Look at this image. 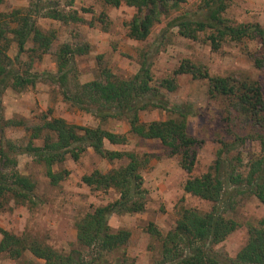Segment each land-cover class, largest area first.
<instances>
[{
  "label": "trees",
  "instance_id": "1",
  "mask_svg": "<svg viewBox=\"0 0 264 264\" xmlns=\"http://www.w3.org/2000/svg\"><path fill=\"white\" fill-rule=\"evenodd\" d=\"M40 3L41 0H29ZM230 0H204L198 12L180 14L166 24L167 30L177 29L185 39L196 40L199 33H209L206 40L213 50L225 41L241 42L245 39L264 40V27L251 24H232L225 17ZM4 0H0L2 5ZM104 4L118 8L122 4L135 10L127 24L128 38L145 42L154 26L172 13L180 10L185 0H103ZM73 0L68 1L71 6ZM45 9L35 7L27 12L19 10L0 14V112L2 93L7 89L22 91L35 86L38 79L47 77L59 90L65 103L99 119L124 120L129 133L143 140L159 141L179 156V165L188 175L195 166V151L200 142L187 132L191 107L175 105L167 95L177 88V78L190 75L194 80H206L207 95L228 102L227 126L232 141L219 140L215 158L207 172L188 178L183 186L186 194L209 203L208 211L182 209L174 227L162 236L149 224L147 232L160 242L158 258L153 264H264V219L247 227V239L234 258L221 257L215 247L239 229L240 224L228 216L238 197H254L264 206V117L263 99L259 84L248 77L236 80L230 77H211L189 61H183L173 71L172 77L155 81L151 74L149 58L144 54L138 71L128 79L114 77L109 71L84 84L70 85V74L75 68L76 56L87 52L85 47L62 45L55 54L56 73L32 72L33 65L49 54L56 39L53 32H43L33 15L52 19L62 24L79 23L77 11L64 14L57 4L47 2ZM40 11H45L40 15ZM83 12H87L85 9ZM35 17V18H37ZM15 44L17 54L8 55ZM32 47L26 49L27 45ZM29 53L27 64L20 57ZM254 65L264 71V57L255 55ZM158 110L167 119L142 123L140 115ZM2 122V123H1ZM23 126L19 121L0 118V209L8 203L15 205L35 204V184L30 178L16 171L17 156L27 155L45 168V176L52 186L65 180L67 172H53V167L67 159L78 161L91 150L109 164L123 163L106 173L94 170L81 177V183L96 191L113 190L118 198L104 206L94 208L75 223L76 247L67 253L53 250L35 238L13 235L0 229V254L19 259L29 253L43 264H127L126 260L111 261V256L124 248L131 233L114 232L109 219L114 215L142 213L147 203V193L142 189V170L147 158L131 152L109 151L105 142L125 145L127 138L101 127L90 128L70 124L61 118H42L40 124L26 126L28 142L18 147L4 139V129ZM40 141V145L36 142ZM248 141L257 142L260 154L243 165L237 152ZM245 168V169H243Z\"/></svg>",
  "mask_w": 264,
  "mask_h": 264
},
{
  "label": "rangeland",
  "instance_id": "2",
  "mask_svg": "<svg viewBox=\"0 0 264 264\" xmlns=\"http://www.w3.org/2000/svg\"><path fill=\"white\" fill-rule=\"evenodd\" d=\"M68 1L41 0L36 3L29 0H4L0 5V14H9L15 10L31 11L35 4L45 9V4L51 2L57 4L64 14L77 11L82 19L79 23L62 24L33 15L43 32H53L56 36L49 54L34 63L32 72L36 75L56 73L55 54L65 44L87 49L84 55L75 58V68L70 74V88L76 83L84 84L95 80L105 71H109L114 77L128 79L138 71L143 55L147 54L155 81L172 77L173 71L183 61L206 69L211 77H230L236 80L248 77L261 88L264 110V71L258 70L254 65L255 55L264 57V40L225 41L218 50H213L206 40L209 33H199L197 39L192 40L180 37L177 29H166V24L176 15L198 12L204 0H185L180 10L154 26L145 42H137L127 36V24L135 13L133 8L124 4L113 8L105 5L103 0H73L69 6ZM83 9L87 12H83ZM44 12L40 11V15H44ZM224 17L232 24H257L264 27V0H230ZM31 47L29 44L26 49ZM16 54V46L12 44L8 55L13 59ZM29 55L28 52L22 55L20 61L27 64ZM176 83L177 90L167 96L180 108L191 107L192 115L187 121V132L200 142L194 149L195 166L190 175L180 167L179 156L171 155L170 150L159 141L143 140L131 135L124 120L101 122L65 103L60 90L47 77H41L35 86L25 90L7 89L2 93L1 120L23 123V126L5 128L2 136L18 147H23L28 142L26 126L40 124L44 117L61 118L70 124L101 127L116 135H124L127 138L125 145L105 142V149L131 152L147 158V164L142 170V189L147 193L144 211L133 215H114L109 219V226L114 232L126 230L131 233L128 243L111 256V261L125 259L127 264H153L159 255L160 242L148 234L149 224L154 225L165 236L174 227L183 208L205 212L211 206L186 194L183 186L188 178L207 172L214 161L219 140L232 141L233 135L228 131L226 120L228 102L210 98L207 95L206 80H194L190 75H182L177 78ZM262 116L264 117V111ZM165 119L167 115L158 110L140 115L142 123ZM40 144V141L36 142V145ZM237 152L243 159V165H246L260 154V146L257 142L248 141ZM121 164L124 162L109 164L88 150L78 161L67 159L63 164L54 166L53 172L66 171L67 176L64 181L52 186L42 165L30 156H17L16 171L35 184V204L8 203L4 209H0V229L13 235L24 234L35 238L61 253L77 248L76 221L94 208L118 198L113 190L101 192L86 187L81 183V177L94 170L106 173ZM235 201L234 209L227 214L240 227L215 247V251L224 258H234L246 243L247 227L264 219V206L254 197H238ZM0 264H43V261L34 259L29 253H24L19 259L0 254Z\"/></svg>",
  "mask_w": 264,
  "mask_h": 264
}]
</instances>
